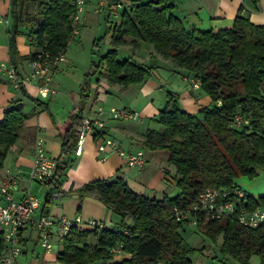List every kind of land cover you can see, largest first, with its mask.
I'll use <instances>...</instances> for the list:
<instances>
[{"label":"trees","instance_id":"16d2710c","mask_svg":"<svg viewBox=\"0 0 264 264\" xmlns=\"http://www.w3.org/2000/svg\"><path fill=\"white\" fill-rule=\"evenodd\" d=\"M105 2L106 30L93 45V58L80 90L81 106L70 113L66 122L56 124L61 156L57 159L58 170L52 189L62 186L68 170L66 160L75 152L77 127L84 118L82 105L89 99L92 80L105 76L109 85L129 87L142 84L156 74L153 67L133 58L119 59V47L131 45L136 50L139 42L151 45L175 69L186 70L185 76L200 81L201 90L214 105L203 107L194 115L184 111L174 95L167 94V103L156 120L162 125L161 130L148 129L142 143L146 149L170 152L169 163L176 169L174 179L180 194L175 198L165 195L162 199L141 196L128 187L123 177L87 184L82 195L97 197L122 220L132 219L133 224L125 229L129 235L98 227L94 231H73L62 242L58 263L192 264L190 256L195 249L180 232L185 225L171 218L172 210L177 206L187 209L207 188L231 190L237 187L238 177L245 175L253 179L264 172V26L237 16L231 29L187 30L173 15L172 6L164 4L163 0H130L129 10L124 9L120 22L115 24L112 12L121 0ZM26 4L27 0H10L9 38L15 56V39L20 33ZM75 13L71 0H51L40 5L41 22L27 38L29 44L40 51L32 55V61L43 52L49 55L48 61H53L67 51L76 27ZM108 37L112 49L104 56L98 52L95 57ZM18 87L35 107L47 109V104L24 91L22 82ZM236 114H242L249 125L232 127ZM26 117L21 107H15L8 110L0 122V170L19 138V128ZM50 203L48 195L43 214H48ZM239 204L254 210L264 205V196L256 199L245 192ZM198 229L204 230L212 241L223 236V256L235 258L240 264H250L251 257L257 255L264 264V224L250 229L234 218H226L209 221ZM91 237L97 238L96 244L90 243ZM3 241L0 236V257ZM119 243H123L131 257L115 262L109 249Z\"/></svg>","mask_w":264,"mask_h":264},{"label":"crops","instance_id":"0c3cea01","mask_svg":"<svg viewBox=\"0 0 264 264\" xmlns=\"http://www.w3.org/2000/svg\"><path fill=\"white\" fill-rule=\"evenodd\" d=\"M50 1L27 0L20 33L15 39V56L11 51L9 38L10 0H0V64L13 67L22 81L24 91L30 97L47 104L46 110L35 107L23 95L21 89L13 84L0 69V122L11 108L21 107L27 115L23 125L19 128V138L10 148L0 173L20 172L21 180L15 192L16 198H22L28 190L43 198L44 204L39 214H43L48 190L45 185L38 181L32 182L28 178V171L33 163L32 152L36 138L44 137L50 157L57 160L61 156V140L56 124L66 122L70 113L81 106L80 90L84 73L93 58V45L106 30L107 14L105 0H86L84 11L79 17L77 36L69 42L67 51L59 59L46 63L45 74L50 78L47 83L49 94L42 96L34 80L31 83L24 80L31 72L32 55L40 52L38 48L29 44L27 38L32 36V31L41 22L40 5ZM103 1L106 5L101 10L100 3ZM163 3L172 6L173 15L182 21L187 30L218 32L231 29L237 16L249 18L253 24L264 26V0H163ZM121 4L125 9L126 6H130V0H121ZM119 22L120 20L116 23ZM127 40L131 41V39ZM106 42H109L107 49L111 50V38L108 37L103 43ZM138 46L136 50L131 45L119 47L117 49L118 58L121 59L120 53L122 52L123 59L133 58L138 63H145L153 67L156 74L145 79L142 84H132L129 87H122L119 84L109 85L105 76L94 78L89 99L82 105L81 116L94 118L100 107L105 110L115 107L138 112L139 118L133 120H113L109 115H104V131L106 136L113 139L125 152L142 151L147 164L142 168L131 169L126 166L122 154L109 148L104 152H99L96 143L88 137L82 155H76L74 152L66 160L68 170L62 183L65 193L62 202L53 206L51 201L48 214L43 215L54 217L65 215L70 219L80 216L83 221L93 220L102 223L104 230L116 228L125 231L127 226L133 224L132 219L127 217L122 220L118 215L120 223L113 222L115 212L97 197L82 195V190L87 184L105 179L113 181L117 177H123L128 187L141 196L162 199L165 195L175 198L180 194L179 189L176 188V179H174L176 169L169 163L170 152L167 149H146L142 143L143 137L148 129L161 130L162 125H159L156 120L160 110L167 103L168 93L174 95L179 102L180 97H186L187 101L182 103L184 108L180 107L194 115H198L203 107H212L214 102L201 88L193 89L190 84L184 83L186 70L175 69L173 64L156 53L151 45L139 42ZM202 94L206 96L203 97ZM242 190L249 193L245 189ZM94 230L96 229L91 227L81 229V231ZM39 239L35 229H26L21 238L22 255L30 253L29 249H31L32 256H34L35 245L40 246ZM96 242V237L90 238L91 244H96ZM55 243L62 242L55 240L53 244ZM61 251L56 253L52 250L45 258L51 261L55 259L52 262L60 264L58 256ZM42 253L44 256L43 249ZM130 257L131 255L125 251L121 255L114 256V261L121 262ZM42 261L43 264H50L44 257Z\"/></svg>","mask_w":264,"mask_h":264},{"label":"built area","instance_id":"2783aa9c","mask_svg":"<svg viewBox=\"0 0 264 264\" xmlns=\"http://www.w3.org/2000/svg\"><path fill=\"white\" fill-rule=\"evenodd\" d=\"M137 1L144 2L148 0ZM85 2L86 0H71V4L76 8V13L73 16L76 27L72 39L78 34L79 17L84 11ZM105 5L104 1L101 2L100 9H104ZM117 6L112 12L113 17H117L118 10L124 8L121 3ZM48 59L49 55L46 52L39 54L38 58L31 62V72L24 79L27 83H31L34 80L42 96L49 94L47 83L50 78L45 74ZM0 69L16 86L22 82L18 79L17 72L13 67L0 64ZM183 81L190 84L193 89H199L201 86L200 81L187 76L183 78ZM95 114L94 118L84 117L80 126L77 127L75 154L82 155L85 142L88 137H91L93 142L96 143L99 152H104L109 148L124 156L127 167L131 169L144 167L147 164L145 154L142 151L128 153L122 150L113 139L106 136L103 119V116L107 114L113 120H133L139 118L140 114L136 111L131 112L124 108L118 109L115 107L108 110L100 107ZM231 122V126L236 128L249 125L248 120L242 114H236ZM32 154L33 163L30 171H28L29 180L32 182L38 181L45 185L48 195L51 196L53 206L59 205L65 196L64 190L62 186L58 189H52L51 187L56 182L58 162L48 155L43 136L36 138ZM20 180L19 171L14 173L8 171L6 174L0 173V236L4 240V250L0 257V264H19V258L23 251L21 238L23 232L28 228L35 229L38 232L39 244L45 252V259L46 255L52 252L55 240L63 242L68 234L73 231H81L82 227L94 229H97V227L102 229L104 227L102 223L97 221H83L80 216L70 219L65 215L54 217L52 215L39 214L44 204L43 198L34 195L29 190L22 198H16L15 192ZM244 195L245 191L238 187L231 190L226 188L217 190L207 188L204 193L200 194L196 202L187 209L175 207L171 212V218L189 228H199L200 225H205L209 221L234 218L245 228L257 229L264 224V205H260L254 210H248L247 206L243 207L239 204ZM109 230L114 232L123 231L125 235H129L127 230L116 228ZM130 237L132 236L130 235ZM124 249L123 243H119L112 249L110 248L109 252L113 256H117L123 254L125 252ZM52 261H55V259Z\"/></svg>","mask_w":264,"mask_h":264},{"label":"rangeland","instance_id":"374dc122","mask_svg":"<svg viewBox=\"0 0 264 264\" xmlns=\"http://www.w3.org/2000/svg\"><path fill=\"white\" fill-rule=\"evenodd\" d=\"M125 9L129 10V6H126ZM123 11L124 8L118 10V16L113 17L115 23L121 20L120 16L123 13ZM103 42L101 43L99 50L96 51L97 55H95V57H98V52H100V54L104 56V54H106L108 50H110L107 49L109 42L106 43ZM123 57L124 56L122 55L121 52L120 58L123 59ZM201 96L205 97L206 95L202 94ZM180 98L181 101L179 102V104L180 106H182V103L184 104V102L187 101V98L184 96ZM191 100L192 99L190 98V101ZM182 107L184 108V106ZM235 183L236 185L240 186L242 189L247 190L250 193V195H252L256 199L258 197H261L260 196L261 194H264V172H260L258 176L253 179L245 175L240 176L235 180ZM116 215L117 214H115L114 216L113 222L120 221V218L118 217V215L117 216ZM180 232L184 237V239L186 240V242L189 244V246L195 249L193 254L190 256L192 264H240L235 258L233 259L231 257L222 255L221 246L223 242V236H219V238L216 241H212L210 238L207 237V235H205L204 230L194 227L189 228L186 226H184ZM35 247L36 248L34 250V256H32L31 249H29L30 253H26L20 256L19 264H43L42 258L44 256L42 253V249L40 248L39 245H35ZM62 248H63L62 243H55L53 245V251H55L56 253L61 251ZM45 260L50 261V264H56L49 259L45 258ZM250 264H261V258L257 255H253L250 259Z\"/></svg>","mask_w":264,"mask_h":264}]
</instances>
